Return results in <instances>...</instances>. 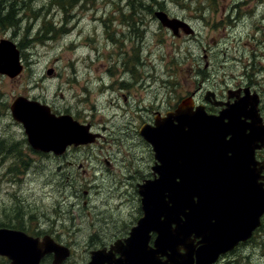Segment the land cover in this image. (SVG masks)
I'll use <instances>...</instances> for the list:
<instances>
[{
    "label": "flooded vegetation",
    "instance_id": "1",
    "mask_svg": "<svg viewBox=\"0 0 264 264\" xmlns=\"http://www.w3.org/2000/svg\"><path fill=\"white\" fill-rule=\"evenodd\" d=\"M212 1L207 0L210 5L209 10L217 11L216 8L212 7ZM247 4V2L241 0H232L226 9L225 17L222 18L230 22L242 19L244 11L241 8ZM252 6H254L253 11L259 10L256 15V11L254 12L255 17H259L253 19V21L256 23L264 21V0L262 2L261 0H253ZM155 7H158L155 9L157 11L154 10L151 16H154L158 23L166 30L171 31L174 36L179 37L181 32L186 34L190 30L189 24L185 22L183 17L170 14L169 10L164 9L162 5ZM157 12L164 13L168 20H176L178 24L174 28L163 25L156 16ZM133 14H122L121 25L129 32L130 27H134L132 19L137 18L139 15V13ZM253 21L251 20V25L254 27L255 37L264 36V26L259 25L257 28ZM183 24H185V27ZM226 28L225 26L223 29L224 34L219 35L220 42L225 35L226 45L217 44L216 39H214L212 42L215 43L212 44L211 42V45L202 44L200 46L199 52L204 51L206 55H203L207 57L206 67L199 66L202 61L201 55L199 59L195 58L198 64L195 63L194 57L189 53H185L184 49L181 51L179 49L175 50L178 54L174 59L177 77L173 81H167V79H164V81H155V79L144 81L142 74V81H139L138 78L136 81H99L98 84L100 85L96 87L95 84V88H86L82 85V89H87L92 96L102 95L109 106L102 111L94 106L92 120H87L88 116H85L81 111H77L76 114L59 112V110L47 104L36 101L35 98V100H30L47 106L49 112L54 116H69L77 124L87 127L88 137L91 138L86 143L67 144L59 151L38 150L26 140L28 150L34 156L45 161L46 173L53 171L58 175H64V185L61 191H52L45 196L46 199L43 203L39 196H37L36 202H28L24 197L25 203L19 202V206L11 209L10 213L0 212V231L19 232L32 240H36V243H51L54 250L44 253L39 264H54L56 254L63 252V248L68 249V256L59 264H67L74 256L76 248L72 243H77L78 234H83L84 237L88 236L86 243H94L95 246L89 251V259L86 262L76 264H88L91 252L95 251L103 253L100 259L101 264L115 262L119 258L117 251L119 246H115V243L120 245L126 243L125 240L129 238L131 230L143 216L139 186L156 176L152 169L156 165L154 152L142 135L141 130L143 127H153L155 120L174 115L182 107L187 111L184 113L186 116L189 114L196 116L197 114L207 117L208 120L225 118L224 123L229 122L227 118L235 117L237 124L240 125L241 137H246L247 143L250 145L246 147L252 148L251 158L247 161L240 158L237 160V164H243L242 176L247 177L250 175L253 187L264 192V139L261 142L256 140V143L252 141L259 134V130L260 134L263 133L264 136V77L262 79L258 77L259 70L264 72V42L260 41L256 45L259 52L255 51L256 47L253 48L256 44L254 39L247 40L243 44V47L247 48L252 46L251 51L238 47L241 44L239 42L236 49H234L229 41L226 42ZM229 33L233 34L231 30ZM125 40L127 39L125 38ZM132 53L133 57L131 58V55H129L128 63L127 61L122 63L124 74H135V70H132L129 65L135 63V66H137L140 63L138 58H134V56L138 57V54H140V48L137 45L132 49ZM143 62H141V65ZM126 63L128 67H126ZM111 66L112 64L109 65L108 69L109 76ZM104 73L106 74V71ZM176 87H179L184 94L179 98L173 97ZM137 88L146 94L144 99H138L133 96V92L131 93L133 89L136 90ZM160 92L164 96L163 99H158L156 96ZM152 93L155 94L152 96ZM91 112L89 111V114ZM132 117L147 118L140 121L137 128L138 145L140 147L135 155H139L137 157L134 155L135 159L132 158L131 154L128 155L130 166H127L124 163L127 158L123 159L125 154H119V152L121 148L125 152L130 150L131 139L136 140L133 136H130L128 129ZM253 118H256L259 126L255 127ZM112 121L119 123L116 129L109 126ZM102 123H105L106 126L101 125ZM225 137L228 140L230 135ZM106 142H108V151L102 149ZM3 143L4 141H1L0 145ZM147 144L151 147L153 160V165L150 168L151 172L149 173L144 169V162H147L144 148H147ZM16 148V145L6 147L7 150L11 149V151ZM86 150L94 155L93 157H86L87 167L80 162ZM136 160L139 163L138 167L134 169L132 165H137ZM1 161H3V158ZM11 164L7 168L8 174L5 175V180L11 183L12 186L17 185L21 178H25V175L22 174L23 168L34 166V163L30 164L24 157L19 156ZM77 167L80 171L89 175L78 184H76L75 178ZM122 167L124 168L122 169ZM132 196L136 202H139L140 207L136 209L138 212L129 224L124 223V221L123 223L126 226L121 229L114 226L111 228L97 227L98 216L105 219L104 222L115 218L113 208H116V206L124 209L132 208ZM13 200L17 201L16 199ZM126 201L127 204H125ZM12 204H15V202ZM4 205L10 204H1V206ZM24 207L28 209L30 215L25 214ZM79 210H84L85 217L90 219L89 225L85 226ZM36 214H40V216L37 217ZM130 216H132V213ZM260 229H264V214L260 218V227L254 235ZM155 238V232H150V246ZM160 259L164 260L163 257H160ZM8 263L9 261L5 256H0V264ZM71 264H75V262Z\"/></svg>",
    "mask_w": 264,
    "mask_h": 264
},
{
    "label": "rangeland",
    "instance_id": "2",
    "mask_svg": "<svg viewBox=\"0 0 264 264\" xmlns=\"http://www.w3.org/2000/svg\"><path fill=\"white\" fill-rule=\"evenodd\" d=\"M2 1L5 2V6L14 5L15 19L18 22L14 27L1 28L0 40H7L16 46L20 43L25 45L22 47L23 50L16 47L22 64L21 73L13 78L0 75V142L4 141L5 147L13 145L17 147L12 151L6 148L0 150V212L4 213H10L11 209L19 206V202L24 204L25 198L28 202H36V198L39 196L43 203L46 199L45 196L52 191H61L64 185V175H58L53 171L46 173L45 161L34 156L28 150L22 125L10 115L9 106L15 98L36 99V101L47 104L59 112L76 114L77 111H81L85 116H88L87 120H92L94 106H97L100 111L109 106L102 95L94 97L87 89H82V85L86 88H95V84L96 87L100 85L99 81H136L137 78L142 81V74L144 81H152V79L173 81L177 77L174 65L175 56L178 55L176 51L184 49L185 53L194 57V61L201 55L200 64L197 61L195 63H198L200 67H206L207 57L204 56L206 54L204 51L200 53L199 48L202 44L211 45L214 39L217 44L226 45L225 35L223 40L219 41V35L224 34L225 26L229 28L225 29L226 42L229 41L234 49L239 42L241 44L238 47L251 51L252 46L243 47V44L250 39L256 41L253 48L258 42H264V36L255 37L254 27L251 25V20L259 17H255L259 10H255L254 15L253 0H241L248 3L241 8L244 11L243 18L233 22L222 18L225 17L226 9L232 0H213L212 7L217 11L209 10L210 5L207 0ZM154 5H162L164 9L169 10L170 14L183 17L189 24L190 30L186 34L181 32L179 37L174 36L171 31L162 27L154 16H151V13L158 8ZM133 13H139V15L132 19L134 27H130L129 32L121 25L122 14L134 15ZM129 18L131 17L129 16ZM254 23L256 27L264 26V21ZM50 27L53 29L52 31L48 30ZM230 30L233 34L229 33ZM136 45L140 48V54L134 58L139 59L138 65L140 66L131 63L129 67L135 70V74H124L122 63L125 61L128 63L129 55L131 58L133 57L132 49ZM255 51L259 52V49L256 47ZM142 61L144 62L141 65ZM127 63L126 67H128ZM110 64H112V69L109 76ZM48 71H51L50 75L47 74ZM258 77L262 79L264 72L259 70ZM132 92L133 96L138 99L146 97L144 91H140L138 88L133 89ZM154 94L152 93V96ZM182 95H184L183 91L176 87L173 97L179 98ZM156 96L158 99L164 97L161 92ZM89 111H92L91 114ZM146 118L132 117L130 119L128 126L130 136L136 140L131 139L130 150L125 152L121 148L119 152V154H125L123 159L127 158L124 161L127 166H130L128 155L131 154L133 156L131 157L134 158L140 147L137 128L140 121L146 120ZM101 125L106 126L105 123ZM118 125L119 123L116 121L109 124L113 129H116ZM107 147L108 142L102 149L108 151ZM144 149L147 161L144 162V169L149 173L153 165L152 151L148 144ZM18 156L24 157L30 164L34 163V166L23 168L22 174L25 175V178H21L17 185L12 186L5 180V175L8 174V166L12 165V161H15ZM89 156L93 157L94 155L86 150L80 159L85 167H87L86 157ZM143 156L145 155L143 154ZM2 158L3 161H1ZM138 163L139 161L136 160L137 165H132L134 169L138 167ZM88 176V173L80 171L77 167L76 184L81 183ZM131 199L132 208L124 209L119 206L113 208L114 219L104 222L105 219L98 216L97 227L111 228L114 226L121 229L126 226L124 223L129 224L138 212L136 209L140 207L139 202H136L133 196ZM13 202L15 204H12ZM2 203L10 205L1 206ZM24 212L26 215H30L25 207ZM79 213L82 215L85 226L89 225L90 219L85 217L84 210H79ZM131 213L132 216H130ZM36 216L39 217L40 214H36ZM36 220L38 221V219ZM87 237H84L83 234L77 235V243H72L76 248L74 256L67 264L84 263L89 259V251L95 244L86 243ZM217 264H264V229H260L254 235L253 241L247 242L243 246L239 245L223 255Z\"/></svg>",
    "mask_w": 264,
    "mask_h": 264
},
{
    "label": "water",
    "instance_id": "3",
    "mask_svg": "<svg viewBox=\"0 0 264 264\" xmlns=\"http://www.w3.org/2000/svg\"><path fill=\"white\" fill-rule=\"evenodd\" d=\"M156 16L168 27L178 24L162 12ZM21 71L15 45L0 40V74L13 78ZM22 108L31 110L30 118L34 112L42 116L38 134L33 136L24 117L20 118L18 112ZM9 109L11 117L22 125L27 142L35 149L59 151L67 144L86 143L91 138L87 127L69 116H54L37 102L18 97ZM186 112L182 107L174 115L155 120L152 128H142V135L152 146L158 162L152 168L158 178L139 186L143 216L126 243H116L119 258L109 264H213L220 255L249 239L259 226L264 213V192L253 187L250 175L242 176L243 164H237L240 158L244 161L251 158L252 148L246 147L247 138L241 137L235 117L227 118L229 122L224 123L225 118L208 120L197 114L186 116ZM47 120L50 123L45 125ZM253 120L255 127L259 126L256 118ZM61 122L79 138L49 144L53 134L58 135L62 128ZM226 135H230L228 140ZM263 139V133L259 132L252 141ZM150 232L156 234L152 247L149 246ZM195 239L198 241L193 245ZM63 249V252L55 251L54 264L68 256V250ZM53 250L51 243L40 244L19 232L0 231V255L11 261L8 264H38L44 253ZM102 255V252H91L88 264H101ZM160 257L165 259L162 261Z\"/></svg>",
    "mask_w": 264,
    "mask_h": 264
},
{
    "label": "bare ground",
    "instance_id": "4",
    "mask_svg": "<svg viewBox=\"0 0 264 264\" xmlns=\"http://www.w3.org/2000/svg\"><path fill=\"white\" fill-rule=\"evenodd\" d=\"M31 112V110H30ZM30 112H28V109H20V111L18 112L20 118L23 116L24 119L26 120V122L28 123V125L30 126L31 128V133L32 135L34 136V134H38L39 133V130H38V127H41L42 126V123H43V120L40 121L39 118L42 117L41 115L37 114L36 112L33 113L32 117L30 118L29 117V114ZM48 121V120H47ZM50 122H45V125L49 124ZM59 125H62L60 131L57 132L58 135H55V133L53 134L52 137H54L52 139V141L49 143V144H57L58 145V142L62 141L61 139H78V134L72 132L70 130V128H68V125L67 126H64L66 125V123L64 122H61L59 123ZM64 126V127H63ZM45 127V126H44ZM48 130V129H47ZM44 131V130H43ZM57 131V130H56ZM48 133V132H47ZM37 136V135H36ZM81 136V135H80ZM39 140V139H38ZM37 140V141H38ZM59 140V141H58ZM37 141H36V144H37ZM46 143V142H44ZM38 144H41V143H38ZM162 162H164L165 160H161ZM193 216V215H192ZM227 226V225H226Z\"/></svg>",
    "mask_w": 264,
    "mask_h": 264
},
{
    "label": "trees",
    "instance_id": "5",
    "mask_svg": "<svg viewBox=\"0 0 264 264\" xmlns=\"http://www.w3.org/2000/svg\"><path fill=\"white\" fill-rule=\"evenodd\" d=\"M14 5L10 4L8 6H5V2L0 0V29L6 28V27H14L16 23L18 22L17 19H15V11H14ZM49 31H52L53 29L50 27L48 29ZM48 32V31H47ZM56 33V31H55ZM58 35V34H57ZM23 42V40H22ZM22 47H25V45H22L21 43L17 46V48L22 49ZM5 146L2 144L0 145V150H5ZM253 241V238L250 240V242Z\"/></svg>",
    "mask_w": 264,
    "mask_h": 264
}]
</instances>
